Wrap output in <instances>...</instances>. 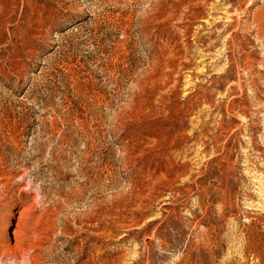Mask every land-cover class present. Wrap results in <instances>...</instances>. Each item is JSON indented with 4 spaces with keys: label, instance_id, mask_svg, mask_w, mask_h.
<instances>
[{
    "label": "rangeland",
    "instance_id": "obj_1",
    "mask_svg": "<svg viewBox=\"0 0 264 264\" xmlns=\"http://www.w3.org/2000/svg\"><path fill=\"white\" fill-rule=\"evenodd\" d=\"M0 264H264V0H0Z\"/></svg>",
    "mask_w": 264,
    "mask_h": 264
}]
</instances>
